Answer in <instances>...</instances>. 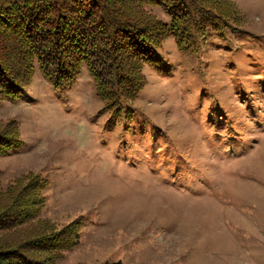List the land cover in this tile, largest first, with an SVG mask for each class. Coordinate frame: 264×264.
Listing matches in <instances>:
<instances>
[{"label":"rangeland","instance_id":"obj_1","mask_svg":"<svg viewBox=\"0 0 264 264\" xmlns=\"http://www.w3.org/2000/svg\"><path fill=\"white\" fill-rule=\"evenodd\" d=\"M212 8L237 29L184 51L165 39L128 117L102 109L83 64L63 92L35 59L25 90L0 98V133L21 141L0 155L1 191L45 180L22 228L79 222L53 264H264V0Z\"/></svg>","mask_w":264,"mask_h":264},{"label":"trees","instance_id":"obj_2","mask_svg":"<svg viewBox=\"0 0 264 264\" xmlns=\"http://www.w3.org/2000/svg\"><path fill=\"white\" fill-rule=\"evenodd\" d=\"M214 1L0 0V98L25 90L35 59L52 88L63 92L74 85L83 64L102 109L128 117L144 84V66L163 65L156 50L165 39L172 37L184 51L208 31L237 29L212 8ZM148 6L160 7L167 21L147 13ZM20 146L17 133H0V155ZM44 184L32 179L26 196L15 186L0 189V264H53L58 250L76 243L79 222L51 235L22 228L28 209L37 205L32 197Z\"/></svg>","mask_w":264,"mask_h":264}]
</instances>
